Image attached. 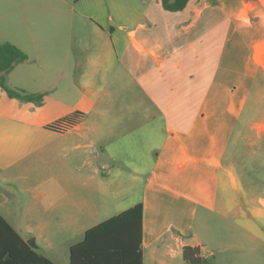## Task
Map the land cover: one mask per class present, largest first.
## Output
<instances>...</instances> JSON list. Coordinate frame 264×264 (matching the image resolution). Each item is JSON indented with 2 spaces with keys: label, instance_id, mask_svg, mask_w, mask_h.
Instances as JSON below:
<instances>
[{
  "label": "crops",
  "instance_id": "crops-1",
  "mask_svg": "<svg viewBox=\"0 0 264 264\" xmlns=\"http://www.w3.org/2000/svg\"><path fill=\"white\" fill-rule=\"evenodd\" d=\"M20 4L0 0V18ZM26 7L25 38L15 16L0 22V40L28 55L6 84L43 101L0 86V215L26 242L35 236L32 249L42 238L52 246L51 236H82L57 249L68 245L71 264L87 230L138 203L143 264H180L185 245L211 259L229 245L208 248L216 226L262 237L264 188L239 176L230 147L264 138V0H188L177 11L162 0ZM77 113L74 127L50 128ZM251 152L262 156L264 146ZM215 214L226 224L213 226Z\"/></svg>",
  "mask_w": 264,
  "mask_h": 264
},
{
  "label": "trees",
  "instance_id": "trees-1",
  "mask_svg": "<svg viewBox=\"0 0 264 264\" xmlns=\"http://www.w3.org/2000/svg\"><path fill=\"white\" fill-rule=\"evenodd\" d=\"M188 0H162L167 10L177 11ZM28 59L20 47L10 41L0 40V86L10 97L26 102H40L42 94L22 89H12L6 84V74L17 64ZM81 113L55 121L50 128L65 131L78 124ZM143 204L138 203L87 230L84 240L70 248L71 264H143ZM184 264H213L202 255L200 246L182 248ZM0 264H55L32 249L0 215Z\"/></svg>",
  "mask_w": 264,
  "mask_h": 264
},
{
  "label": "rangeland",
  "instance_id": "rangeland-1",
  "mask_svg": "<svg viewBox=\"0 0 264 264\" xmlns=\"http://www.w3.org/2000/svg\"><path fill=\"white\" fill-rule=\"evenodd\" d=\"M27 0H21V8L17 5L14 12L11 10L7 17H1L0 22L5 21V23H12L14 16L16 17V21L18 22V26L16 28V35H19L21 38H25V28L23 25V18L27 16L28 7H26ZM29 17V16H27ZM13 33V27H10ZM8 31L9 27H7ZM87 34L91 35V37L95 36V33L91 30V28L87 27ZM12 36V34L10 35ZM11 88V87H10ZM14 89V88H12ZM27 92V91H26ZM8 95V94H7ZM43 98L40 100L41 103ZM54 123V122H53ZM242 126V125H241ZM249 127V125L247 126ZM241 128H245L242 126ZM249 134H252L255 138V131H249ZM253 146L247 144L246 141L243 139L237 140L231 147L230 150H233V157L231 158L234 160L236 164V172L239 176L246 182L251 181L253 185L256 187L257 191L263 190V182H264V155L262 156H254L252 155V150L254 148H258L259 144L264 146V138L262 141L254 139L252 141ZM136 155H132L129 157L128 160H136ZM146 176H141V179L137 181L134 188V199H138L142 195L144 181ZM216 216L213 217L210 221L214 223L213 226H216L221 220L220 216L215 214ZM98 222V221H96ZM89 223V221H87ZM222 223V220L220 222ZM93 224V223H91ZM240 230V229H239ZM239 230H235L234 228L225 231L220 230V226H216L214 228V233L219 235V239L210 238L209 239V249L210 250H217L216 246H218V242L220 240H225L229 244L225 251L220 252L216 251L215 255H211L210 258L213 264H264V232H260L262 237L256 240H252L251 236L248 234H244ZM262 230V228H261ZM67 231L63 230V233ZM62 233V234H63ZM35 237V236H32ZM31 237V238H32ZM82 236H69V235H59V236H51L53 245L50 246L49 242L46 239L42 238L40 241L39 252L42 254H47L51 257H59V261L63 264L68 263V249L67 246L65 247V251H62L60 248L58 251L57 249L62 246H65L68 241L79 240ZM69 244V243H68ZM39 246V245H38ZM183 258H180V264H183Z\"/></svg>",
  "mask_w": 264,
  "mask_h": 264
},
{
  "label": "water",
  "instance_id": "water-1",
  "mask_svg": "<svg viewBox=\"0 0 264 264\" xmlns=\"http://www.w3.org/2000/svg\"><path fill=\"white\" fill-rule=\"evenodd\" d=\"M27 242H28L32 247L37 248V244H36V241H35V237L30 238Z\"/></svg>",
  "mask_w": 264,
  "mask_h": 264
}]
</instances>
